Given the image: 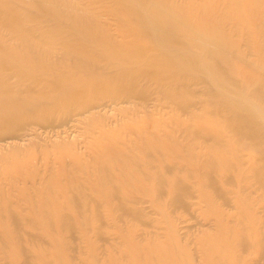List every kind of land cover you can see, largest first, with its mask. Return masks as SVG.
Returning a JSON list of instances; mask_svg holds the SVG:
<instances>
[{"label": "bare ground", "instance_id": "bare-ground-1", "mask_svg": "<svg viewBox=\"0 0 264 264\" xmlns=\"http://www.w3.org/2000/svg\"><path fill=\"white\" fill-rule=\"evenodd\" d=\"M17 1L0 0V23L11 29L12 37H18L15 45H0V152L23 151L17 141L41 135L40 129L46 134L57 133L55 128L70 120L84 124L86 133L100 135L98 142L114 131L143 133L145 128L131 122L109 127L107 121L111 119L106 113L91 111L131 104L119 108V115L122 119L130 115L131 121H142L150 116L145 110L146 102L155 92H160L158 101L169 100L176 109L184 111L187 100L180 96L182 83L186 86L183 71L197 68L202 76L207 72L210 84L218 90L217 71L202 62L198 64V52L184 48L175 56H168V51L185 43L191 49L199 48L207 53L210 46L216 48L219 43L223 46L228 43L225 25H252L259 14L264 19L258 8L264 0H185L186 4L176 0H108L106 11L115 21L111 32L102 28L92 9L82 14L76 13L79 8L61 0H20L24 9L20 17L15 12ZM33 9L49 15L51 24L46 30L39 29V23L32 24H37L35 37L27 39L23 29L25 22L34 21L35 15L28 13ZM188 22L196 29L180 34V26H187ZM64 25L68 30L63 29ZM172 66L178 71L170 72ZM261 71L262 68L260 75ZM246 81L251 85L250 92L263 99L264 79L254 74ZM222 96L230 95L225 92ZM230 101L236 105L230 106ZM244 103L228 97L225 109L238 120L211 123L199 130L193 127L188 133L193 138L185 143L172 142L171 137L156 143L148 138H119L105 148L117 158L112 156L111 161L93 163L92 173L86 171L87 176L75 178L71 184L73 195L67 200L51 197L30 213L25 203L0 199V222L6 219L8 223L0 225V259L9 264H31L34 260L42 264H69L64 236L76 229L72 219H86V205L76 203L83 189L91 196H98L108 207L110 203L113 205V199H120L119 205H113L116 212L135 216L139 212L125 207L123 202H128V196L132 195L135 199L147 197L165 219L170 207L187 205L184 198L191 195L188 182L196 187L200 201L207 204L208 210L219 214L205 187L222 197L224 193L217 188L223 180L230 185V206L238 205L239 209L230 214L234 221L230 228L219 220L217 232L201 239L204 264H257V260L247 259L250 253L255 254L256 246L263 245L261 239H256L255 224L257 211H264V128ZM139 112L144 115L141 119L137 118ZM199 138L203 142L196 145ZM209 141L214 145L204 144ZM202 155L204 161L200 159ZM79 168L85 170L83 166ZM183 170L186 172L182 175L176 172ZM163 187L167 197L161 201ZM19 204L28 208L25 214L24 208H17ZM239 224L242 225L238 227ZM55 229L60 231L55 234ZM21 234L37 246L28 254L20 249ZM40 237L48 239L49 250L36 243ZM123 243L125 262L109 260L107 264H190L187 257L182 259L183 249L174 242L148 241L140 245L127 235ZM90 248L89 243L88 264H94V251Z\"/></svg>", "mask_w": 264, "mask_h": 264}, {"label": "rangeland", "instance_id": "rangeland-1", "mask_svg": "<svg viewBox=\"0 0 264 264\" xmlns=\"http://www.w3.org/2000/svg\"><path fill=\"white\" fill-rule=\"evenodd\" d=\"M61 1L76 9L79 8L76 10V13L79 11L82 14H86L84 10H95L100 23L103 25H101L102 28L104 27L111 32L114 31V18L106 11L109 10V8H106L108 7V0ZM176 1L186 4L185 0ZM19 2L20 0L17 1L15 12L20 17H23L24 9H22V5ZM23 5L29 9L27 5ZM258 8H260L264 15V2L258 4ZM55 9L60 10L61 8L55 7ZM40 11L37 9L28 11V13L31 12V15H35V19L32 23H29V21L28 23L25 22L26 25L23 29L27 32L25 38L35 37L37 24L35 26L32 24L39 23L38 28H45V30L46 26L51 24V17ZM118 13L120 16L124 15L122 12ZM63 29L68 30L65 25ZM192 29L196 28H193L190 22H188L187 26L184 25L179 28L180 34L191 32ZM224 31L228 36V43L224 46L219 43V47L216 48L210 46L207 53H203L199 48L191 49L185 43L173 46L171 51L169 50L167 53L168 56H175L177 51H182L184 48L192 50L195 54L198 52V64L202 62L216 69L218 75L216 83L218 84V90H222V93L216 90V85L210 84V81L207 79V72L203 74L207 79L205 81L202 78L203 76L197 73L199 72L197 68H190L189 72L183 71L182 75L186 86L182 83L183 87H181L182 93L180 96L187 100V106L184 111L176 109L169 100L158 101L157 98L160 97V92L152 93L151 100L146 102L147 107L145 110L149 112L150 116L142 121H131L130 115L122 119L119 115V108H128L131 104H121L114 106L113 109L112 107H106L102 110L95 109L91 111L93 114L106 113L111 119L107 121L109 127L122 124L123 122H131L132 125L136 124L139 128H145L143 129V133L130 135L114 131L103 136L106 138L105 140L98 142L100 135L93 132L86 133L84 124L72 120L66 125L55 128V130H58L57 133L46 134L40 129L41 135L37 137L29 136L24 141H17L18 144L23 146V151L3 150L0 152L1 202L13 201L15 204L25 203L31 209L29 210L30 213H32V210L35 211L40 203L49 202L51 197L60 201L67 200L73 195L71 188L74 186L71 184H73L75 178H78L80 175L83 177L87 176L84 174L86 171L92 173L90 167L93 163H98L102 160L111 161L113 158H117L113 156V153L109 149L106 150L105 148L119 138H133L136 140L148 138L156 143L170 139L171 137L170 140L172 142L185 143L188 141V138H193L188 134L193 127L199 130L204 125L211 123L221 124L224 121L232 122L238 120L234 115H229L226 111L227 109H225L228 106V97L245 101L243 105L249 106L250 112L254 111V117L260 126L264 128V114L261 112L264 111V85L261 86V97L263 99H260L257 95L250 92L251 85L246 81L249 76L254 77V74L264 79V19L259 14L258 20L252 25H225ZM11 34V29L2 26L0 23V45L4 47L15 45L18 37H12ZM260 68L263 71H261L262 75L259 73ZM177 71L178 68L176 66H172L170 69L172 73ZM225 92L230 96L223 97L222 94ZM216 94L221 95L218 97ZM235 105L236 103L230 101V106ZM138 116L137 118L141 119L144 115L139 112ZM108 126L106 127L108 128ZM196 137L197 135L194 138L196 139ZM200 142H203L201 138L195 140L196 145L201 144ZM204 144L214 145V142L209 141ZM132 151L136 152V150ZM99 155L100 159L98 158ZM204 155L200 156L202 161L205 159ZM80 166H83L85 170H81ZM88 166L89 168H87ZM176 172L182 175V173L185 174L186 170ZM227 175H230V173H227ZM228 182L230 184V180ZM187 184L191 192L189 197L184 198L187 205L182 206V203H180L179 205L170 207L168 209V217L165 219H162L147 197L143 196L142 198L135 199V196L132 195L133 198L128 196V202H123L125 207L139 212L135 216L130 213L116 212V208L113 205H119L121 203L120 199L119 201L113 199V205L110 203V207H108L109 205L98 199V196H91L87 189H83V193L79 194L76 203L86 205L84 208L86 219H72V224H75L73 225L76 226V229L64 236L67 243L65 254L68 263L88 264L89 243L93 248H90V251L92 253L94 251V264H107L109 260L125 262L127 257L123 256L124 254L122 255L124 247L123 237L130 235L140 245H144L148 241L174 242L183 249L182 259L187 257L190 264H204L202 252V247L204 246H202L201 239L217 232L216 226L219 220L230 228L233 224L232 222H234L231 221L230 214L236 212L239 208L238 205H236V208L234 206V209L230 206V185L225 184L223 180L219 183L220 188H217L224 193L222 197H219L213 189L205 187V191L209 194L214 208L219 212L217 215L208 210L205 202L200 201L196 187L191 182ZM166 188L168 189V187ZM162 189L161 201L167 197L165 188L163 187ZM17 208H24V214L28 210L23 204L17 205ZM78 210L81 211L80 209ZM113 216L114 218H112ZM256 218L255 227L257 231L256 235H258L256 239H261L263 245L256 246L254 248L255 254L250 253L247 260L255 259L257 260V264H264V211L258 210ZM1 224L5 225L8 223L5 219L0 222ZM241 225L239 224L238 227ZM40 227L42 226L40 225ZM58 231L60 229H55V234ZM22 235L20 249L28 254L37 246L36 244L32 245L29 243L25 234L23 235L24 238ZM246 236L244 235V240L247 238ZM47 240L40 237V240L36 243L41 244L44 249L49 250L50 245ZM132 248L135 247L132 246ZM38 261L34 260L31 264H42ZM0 264L9 263L0 259Z\"/></svg>", "mask_w": 264, "mask_h": 264}]
</instances>
